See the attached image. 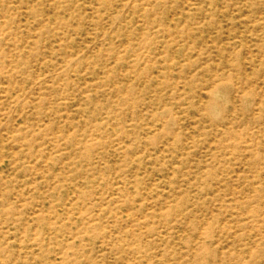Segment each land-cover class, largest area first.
Here are the masks:
<instances>
[{
	"label": "rangeland",
	"instance_id": "1",
	"mask_svg": "<svg viewBox=\"0 0 264 264\" xmlns=\"http://www.w3.org/2000/svg\"><path fill=\"white\" fill-rule=\"evenodd\" d=\"M0 264H264V0H0Z\"/></svg>",
	"mask_w": 264,
	"mask_h": 264
},
{
	"label": "bare ground",
	"instance_id": "2",
	"mask_svg": "<svg viewBox=\"0 0 264 264\" xmlns=\"http://www.w3.org/2000/svg\"><path fill=\"white\" fill-rule=\"evenodd\" d=\"M228 95V94H227Z\"/></svg>",
	"mask_w": 264,
	"mask_h": 264
}]
</instances>
